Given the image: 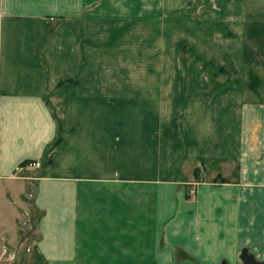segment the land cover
<instances>
[{"label": "crops", "instance_id": "0c3cea01", "mask_svg": "<svg viewBox=\"0 0 264 264\" xmlns=\"http://www.w3.org/2000/svg\"><path fill=\"white\" fill-rule=\"evenodd\" d=\"M183 42L238 82L205 95L207 67L166 66ZM0 241L31 264L264 260V0H0Z\"/></svg>", "mask_w": 264, "mask_h": 264}, {"label": "rangeland", "instance_id": "374dc122", "mask_svg": "<svg viewBox=\"0 0 264 264\" xmlns=\"http://www.w3.org/2000/svg\"><path fill=\"white\" fill-rule=\"evenodd\" d=\"M221 26H216L213 28L215 33H220L221 32ZM226 29V28H225ZM235 30L230 29L229 34L232 35L234 34ZM169 50L167 49V52H169V55L167 54L166 56V66H174L180 68L183 72L185 73H190L189 70L192 67H207V80L209 83V86L211 87V90L204 91L205 95H211L212 93L219 91L223 87L227 85H231L234 82H238L239 80V73L237 70V65L238 64L236 61L237 60H228V63H235L234 64H229L226 65L224 64V60L221 55L222 49L220 48L219 50L214 51L212 53L213 58H199L195 59L194 53L190 51L189 45L186 43H181L178 47V51H174L172 44H170ZM225 49V48H224ZM176 52V53H174ZM175 55L176 57H174ZM172 56L174 58H172ZM246 70H251L253 67H246ZM191 76V75H189ZM39 167V166H38ZM37 168V167H33ZM31 169V168H28ZM216 173V172H215ZM214 181L215 182H223L222 177L219 174H215ZM200 179V178H198ZM198 185L197 182L189 185V194L190 198L194 199L195 198V190L196 186ZM32 253H34L33 250L29 249L27 247V242L21 244V242L18 245L11 244V243H5L3 244L2 241H0V262L3 264H31L30 259L32 258Z\"/></svg>", "mask_w": 264, "mask_h": 264}, {"label": "water", "instance_id": "95a60500", "mask_svg": "<svg viewBox=\"0 0 264 264\" xmlns=\"http://www.w3.org/2000/svg\"><path fill=\"white\" fill-rule=\"evenodd\" d=\"M239 258L243 264H264V260L256 259L253 253L246 246L241 248Z\"/></svg>", "mask_w": 264, "mask_h": 264}, {"label": "built area", "instance_id": "2783aa9c", "mask_svg": "<svg viewBox=\"0 0 264 264\" xmlns=\"http://www.w3.org/2000/svg\"><path fill=\"white\" fill-rule=\"evenodd\" d=\"M38 166H40L39 160H28V161L24 162L23 164H20L17 167H15V171L33 168V167H38ZM0 264H3V263L0 262Z\"/></svg>", "mask_w": 264, "mask_h": 264}]
</instances>
